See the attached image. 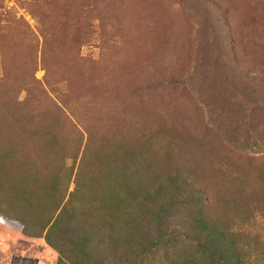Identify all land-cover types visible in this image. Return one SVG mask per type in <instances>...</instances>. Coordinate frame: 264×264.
Returning <instances> with one entry per match:
<instances>
[{"label":"rangeland","instance_id":"obj_1","mask_svg":"<svg viewBox=\"0 0 264 264\" xmlns=\"http://www.w3.org/2000/svg\"><path fill=\"white\" fill-rule=\"evenodd\" d=\"M142 204L131 264H226L181 235L199 213L264 264V0H0V209L136 232ZM48 229L1 218L0 264H58Z\"/></svg>","mask_w":264,"mask_h":264},{"label":"trees","instance_id":"obj_2","mask_svg":"<svg viewBox=\"0 0 264 264\" xmlns=\"http://www.w3.org/2000/svg\"><path fill=\"white\" fill-rule=\"evenodd\" d=\"M198 194H203L205 200L207 201V196L205 192L198 186ZM147 195H150L148 192ZM155 201H150L154 203ZM142 204V211L145 216L143 223L139 225V229L135 232L131 221V215L127 212H122V216L127 215L120 219L121 223H111L100 216L92 215H70V216H58L52 223L50 221H45L43 225H33L29 221L17 215H11L5 213L0 209V219L9 223H15L19 225L22 231L32 237L41 236L49 226L47 232V238L49 243L54 245L61 253L64 255L60 258L58 264H65L64 260L70 259L68 254L69 251H73V248L78 245V243L89 244L88 248L93 245L94 254L99 256V264H131L133 260V245L136 244L141 248H146L151 243H154L159 236L151 235L152 229L150 228L152 223L148 220L147 215L150 212H154L153 208L147 209ZM166 206V204H165ZM169 212L168 209L165 210ZM166 216H160L161 223H158L160 228H163V220ZM119 221V222H120ZM183 226L186 228V232L181 235L185 236L187 239L197 243L199 251H209L211 254L217 257V259L226 264H242L241 254L236 245V242L231 238L225 231L218 230L213 227L203 219L202 214L188 215L185 220L182 221ZM60 233L62 240H54V232ZM63 243L68 248H63ZM127 250L125 251V248ZM90 251V250H89ZM148 251V250H147ZM91 252V251H90ZM105 258V259H104ZM114 259V260H113ZM235 262H233V261ZM68 261H72L71 259Z\"/></svg>","mask_w":264,"mask_h":264}]
</instances>
